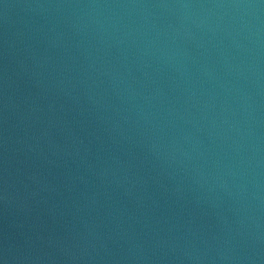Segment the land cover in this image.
Masks as SVG:
<instances>
[{
  "label": "water",
  "instance_id": "obj_1",
  "mask_svg": "<svg viewBox=\"0 0 264 264\" xmlns=\"http://www.w3.org/2000/svg\"><path fill=\"white\" fill-rule=\"evenodd\" d=\"M264 208V0H84Z\"/></svg>",
  "mask_w": 264,
  "mask_h": 264
}]
</instances>
